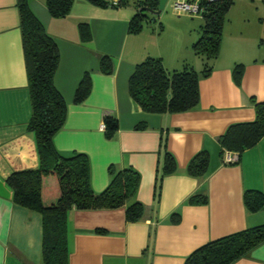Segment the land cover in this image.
Instances as JSON below:
<instances>
[{"label":"crops","instance_id":"0c3cea01","mask_svg":"<svg viewBox=\"0 0 264 264\" xmlns=\"http://www.w3.org/2000/svg\"><path fill=\"white\" fill-rule=\"evenodd\" d=\"M29 5L59 50L54 84L65 100L66 116L53 137L55 148L63 156H87L95 193L109 184V168H132L140 178L133 199L143 208L137 222L126 220L127 205L68 212L67 264H184L209 241L264 224V206L250 213L243 202L246 191L264 195V137L233 163L224 162L228 153L221 151L218 141L228 126L254 120L251 98L264 102V46L256 45L252 34L248 41L257 49L252 59L243 51V32L237 39L241 40L237 44L240 51L221 43L218 56L211 61L210 75L199 80L196 108L150 114L141 110L127 90L138 59L152 57L147 55L148 48L133 45L131 59L112 61L113 72L105 75L99 62L108 52L97 45L94 31L93 36L90 32L94 29L91 12L109 10L114 12L108 19L110 30L136 45L138 37L127 31L134 12L128 15L76 0L67 17L56 19L47 11L45 0H29ZM81 25L85 26L84 36ZM181 52L182 45L175 46L167 61L174 58L173 63H178ZM238 64L243 67L240 85L232 77ZM163 66L169 71L165 63ZM86 72L91 78L90 93L75 104V89ZM105 116L118 122V130L110 138L101 128ZM30 117L16 0H0V264H42V217L15 204L5 182L13 172L38 166L34 137L27 131ZM202 150L209 155L207 173L200 178L190 176L187 166ZM164 151L173 156L176 169L158 185L157 170ZM194 198L206 202L191 203ZM172 215L179 216L177 223L171 222ZM231 264H264V241Z\"/></svg>","mask_w":264,"mask_h":264},{"label":"trees","instance_id":"16d2710c","mask_svg":"<svg viewBox=\"0 0 264 264\" xmlns=\"http://www.w3.org/2000/svg\"><path fill=\"white\" fill-rule=\"evenodd\" d=\"M89 3L112 8H122L126 0L112 5L105 0H87ZM73 0H45L49 14L56 19L68 16ZM233 0H199L200 17L203 21L200 34L191 48L203 61V69L195 71L187 64L180 70L168 71L159 57H146L134 66L128 78L129 97L145 113L177 114L193 110L199 104L198 84L207 78L211 69L208 62L219 53L225 14ZM22 49L31 102V117L27 131L34 137L38 166L33 170L11 173L5 180L12 191L15 204L40 213L42 217V264H67L66 217L71 210L118 209L125 205V218L137 222L143 215L139 202L133 201L139 186V174L132 168L115 171L109 168L110 182L100 193L90 186V168L87 156L74 153L61 155L54 146L53 137L61 129L66 116V103L54 84V75L59 66V50L54 39L46 32L43 24L34 15L29 0H16ZM135 12L128 22L129 34L140 31L146 19L144 8L156 10L158 0H143L136 4ZM85 26H80L84 36ZM88 32V37H89ZM264 46V40L259 43ZM102 74L113 72L112 59L108 55L100 58ZM243 67L235 65L233 81L240 85ZM91 78L84 73L73 96L75 104L82 103L89 95ZM255 111L252 122L228 126L218 139L222 152L240 155L256 146L264 137V102L250 99ZM104 132L107 138L118 130L115 118L105 116ZM209 155L199 151L189 162L187 173L200 178L207 173ZM176 169L171 154L164 151L157 184ZM132 201V202H131ZM206 199H191V203H205ZM243 202L248 212L257 213L264 206V195L259 191H246ZM179 216L172 215L171 222L177 223ZM264 241V224L248 228L202 245L193 251L184 264H231L246 255Z\"/></svg>","mask_w":264,"mask_h":264},{"label":"rangeland","instance_id":"374dc122","mask_svg":"<svg viewBox=\"0 0 264 264\" xmlns=\"http://www.w3.org/2000/svg\"><path fill=\"white\" fill-rule=\"evenodd\" d=\"M75 1L73 0V3ZM140 1L143 0H126V5L122 8H112L110 6L101 8L115 9L129 15L135 12V6ZM183 1L187 0H168L159 16H153L145 12L146 19L142 21L140 31L136 34H131L138 37L136 39L139 43L136 42V45L135 43L130 44V40L127 42L123 41V37L119 33H114V29L110 30L112 25L108 23V19L114 16V12L111 13L109 10L91 12L94 18L91 24L94 27L90 31L91 36H95V42L97 41V45L104 52H108L107 54L112 58L113 63H115L117 58L122 63L127 59H131L134 45L140 49L147 47V55L152 57L160 56L163 63L168 66L169 71L180 70L182 65L185 64L191 66L195 71L198 68L201 71L204 67L202 65L203 61L195 55L190 44L197 40L203 21L197 13L177 14L173 6L177 2ZM87 23L90 26V23ZM241 32H243V51L247 52L246 57L255 58L257 49L253 46L252 40L248 41V36L252 34L256 38V45L260 43V40H264V0H233V4L225 14L221 40L222 47L226 45L228 46L227 49L234 48L233 51H240L241 48L237 44H240L241 40L237 39ZM177 45H182L179 62L173 63L174 58L168 62L167 60L172 58L170 54ZM251 50L254 53H250ZM144 57L138 59L140 60L138 62L144 60L146 58ZM210 65L211 62H208L209 67Z\"/></svg>","mask_w":264,"mask_h":264},{"label":"built area","instance_id":"2783aa9c","mask_svg":"<svg viewBox=\"0 0 264 264\" xmlns=\"http://www.w3.org/2000/svg\"><path fill=\"white\" fill-rule=\"evenodd\" d=\"M212 1V0H210ZM108 2L112 5H117L119 0H108ZM199 0H187L183 2H177L174 4V11L177 14H184V13H197L200 15V8L198 5ZM101 128H105L104 125H102ZM237 161V155L228 153L224 157V162L226 163H233Z\"/></svg>","mask_w":264,"mask_h":264},{"label":"water","instance_id":"95a60500","mask_svg":"<svg viewBox=\"0 0 264 264\" xmlns=\"http://www.w3.org/2000/svg\"><path fill=\"white\" fill-rule=\"evenodd\" d=\"M168 0H158V7L156 10H151L149 8H144L143 11L147 12L153 16H159L161 14V12L163 11L166 3Z\"/></svg>","mask_w":264,"mask_h":264}]
</instances>
